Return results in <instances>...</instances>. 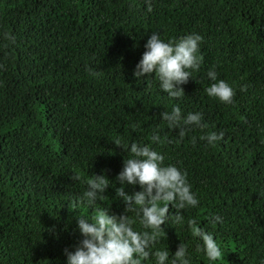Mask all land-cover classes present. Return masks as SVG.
Instances as JSON below:
<instances>
[{"label":"trees","instance_id":"1","mask_svg":"<svg viewBox=\"0 0 264 264\" xmlns=\"http://www.w3.org/2000/svg\"><path fill=\"white\" fill-rule=\"evenodd\" d=\"M153 31L203 37L179 100L133 77ZM209 69L234 88L233 103L207 95ZM176 103L203 112L206 127L169 130L160 113ZM220 131L214 146L201 139ZM115 140L151 144L199 199L161 226L153 250L171 257L183 243L191 264H264V0H153L151 12L145 0H0V264H66L78 215L94 211L72 201L92 175L115 181L127 155ZM104 195L96 207L124 213L112 186ZM197 227L220 259L206 257Z\"/></svg>","mask_w":264,"mask_h":264},{"label":"clouds","instance_id":"2","mask_svg":"<svg viewBox=\"0 0 264 264\" xmlns=\"http://www.w3.org/2000/svg\"><path fill=\"white\" fill-rule=\"evenodd\" d=\"M152 3L153 0H145L149 12L152 11ZM202 40L199 33L166 40L159 31L151 32L144 44L145 51L133 70V77L137 82L143 78L147 83L154 79L170 99L179 100L185 96L181 86L189 78L193 79V73L200 69ZM207 78L210 83L205 92L209 97L224 104L233 103L235 90L226 80L219 79L214 69L207 71ZM160 116L169 130L179 129L181 138L193 127H206L203 112L183 115L178 103L173 104L170 111H162ZM223 137L224 132L220 131L210 132L201 139L214 146ZM151 141L162 142L159 126L153 130ZM114 143L127 152L115 181H110L105 174L92 175L86 180L83 193L72 201L73 209L83 204L94 208V211L91 215H78V231L82 238L74 251L65 250L66 264H146L150 258L153 264H191L190 254L183 243L171 257L168 249L153 250L157 238L161 233L165 234L162 225L169 224V221L180 223L183 215L179 210L199 205L187 173L175 164H165V155L151 144L135 141L126 144L120 140ZM71 179L79 180L80 177L73 175ZM116 182L119 187H115ZM128 185H138L140 190L129 194L125 191ZM109 186L115 189L112 199L124 203L123 214H111L108 207H96L98 202L107 198L104 193ZM169 205L176 209L174 215L169 211ZM213 219L218 220L219 217ZM137 221L141 228L139 231L133 227ZM196 234L210 261L222 257V249L211 233L197 227Z\"/></svg>","mask_w":264,"mask_h":264}]
</instances>
